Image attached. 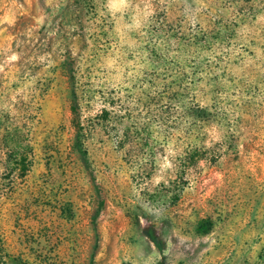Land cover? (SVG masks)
Instances as JSON below:
<instances>
[{"label": "rangeland", "instance_id": "374dc122", "mask_svg": "<svg viewBox=\"0 0 264 264\" xmlns=\"http://www.w3.org/2000/svg\"><path fill=\"white\" fill-rule=\"evenodd\" d=\"M160 260L264 264V0H0V264Z\"/></svg>", "mask_w": 264, "mask_h": 264}, {"label": "trees", "instance_id": "16d2710c", "mask_svg": "<svg viewBox=\"0 0 264 264\" xmlns=\"http://www.w3.org/2000/svg\"><path fill=\"white\" fill-rule=\"evenodd\" d=\"M178 46L180 48H189L195 47L196 50L203 48H208V39L206 38H196L188 36V37H177ZM170 40H165L166 48H170L171 43L168 42ZM210 43V42H209ZM177 50L176 54L170 56V54H165L164 57L162 55H158L154 52L156 57H162L166 63L165 66V85H168L167 88H170L172 84H178L180 87L184 89L191 88H199L200 84H205L208 86V57H204L201 54V51L195 54H189L188 50ZM195 50V51H196ZM192 93V92H191ZM194 101L193 106L190 108V115L192 117L193 129H195L198 133L204 132L208 128V104L204 105L199 100L196 99V94H193ZM25 160V155H22ZM27 166L23 164L21 174H24L27 171ZM207 230H205L206 232ZM145 235L150 239V241L156 246V248L163 252L164 250V242L162 238L158 235L155 228L153 226H147L144 230ZM156 264H164L162 260H160Z\"/></svg>", "mask_w": 264, "mask_h": 264}]
</instances>
